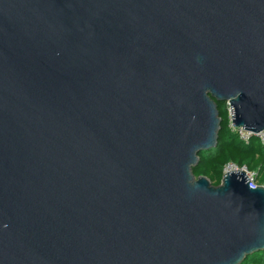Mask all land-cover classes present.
I'll list each match as a JSON object with an SVG mask.
<instances>
[{
    "label": "water",
    "instance_id": "95a60500",
    "mask_svg": "<svg viewBox=\"0 0 264 264\" xmlns=\"http://www.w3.org/2000/svg\"><path fill=\"white\" fill-rule=\"evenodd\" d=\"M264 131V0H0V264H241L264 186L193 174Z\"/></svg>",
    "mask_w": 264,
    "mask_h": 264
},
{
    "label": "trees",
    "instance_id": "16d2710c",
    "mask_svg": "<svg viewBox=\"0 0 264 264\" xmlns=\"http://www.w3.org/2000/svg\"><path fill=\"white\" fill-rule=\"evenodd\" d=\"M216 108L220 118L216 145L199 153L193 174L205 176L212 185H218L223 166L233 163L253 172L255 184L264 185V138L251 135L246 142L240 140L237 131L229 126L226 103L218 102ZM241 264H264V250L248 255Z\"/></svg>",
    "mask_w": 264,
    "mask_h": 264
},
{
    "label": "built area",
    "instance_id": "2783aa9c",
    "mask_svg": "<svg viewBox=\"0 0 264 264\" xmlns=\"http://www.w3.org/2000/svg\"><path fill=\"white\" fill-rule=\"evenodd\" d=\"M226 105H227V113H228V119H229V126L231 127V129L237 131L240 140L246 142L251 135H255V136H257V137H259L261 139L264 138V131L257 132V133L250 132V133H247V134H242L241 133V128H235V127L233 128L231 126L229 104L226 103ZM240 169H243L246 172V177H247V180H248V182H247L248 183V186L250 188H254L257 185L254 182V175L255 174L253 172L246 171V169L244 167L239 168V167H237L233 163H227L222 168V175H224L225 173H227L229 171H239ZM262 186H264V185H262Z\"/></svg>",
    "mask_w": 264,
    "mask_h": 264
}]
</instances>
